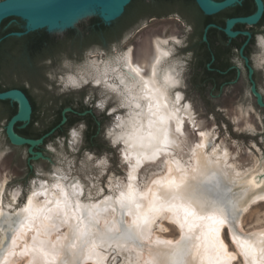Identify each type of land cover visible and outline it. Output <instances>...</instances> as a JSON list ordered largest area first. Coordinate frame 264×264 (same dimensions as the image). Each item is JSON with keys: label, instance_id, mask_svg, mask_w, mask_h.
<instances>
[{"label": "rangeland", "instance_id": "1", "mask_svg": "<svg viewBox=\"0 0 264 264\" xmlns=\"http://www.w3.org/2000/svg\"><path fill=\"white\" fill-rule=\"evenodd\" d=\"M184 13L185 18L173 13L162 18L135 20L125 29L115 32L111 38L105 35L94 36L90 25L96 15L86 14L70 27L48 32L52 43L44 50L46 56L30 55L17 50L10 61L2 63L0 85L25 86L36 104L37 112L32 130L38 131L48 125L60 103L61 108L68 107L69 104L79 106L81 103L77 99L82 98V106L90 112V115L79 117L74 123L63 124L51 131L30 150L28 145H15L8 139L6 125L11 108L6 103H0V184L2 179H6L0 194V239L3 238L0 242V259L11 250L10 254L13 255L8 257L10 260L5 259L8 260L5 264H25L27 257L25 253L20 254L21 243L10 245L17 229L18 211L24 206L33 187L40 182L52 183L56 176H64L66 183L80 180L83 184L82 199H92L95 202L114 194L127 183L129 167L122 158V146L120 143H113L108 134L110 129L117 128L118 118L126 112L119 104L117 93L106 89L110 91L106 94L101 91L102 85L81 83L65 87L61 82V76L71 75L78 66L86 62L103 63L110 58L114 60L130 48L134 64H140L144 54H147L149 64L153 59L152 40L167 39L172 50L166 61L175 63L180 73V83L175 91L182 95L180 104L188 103L193 112L192 123L185 120L180 147L173 150V154L187 163L190 158L189 148L198 142L199 133L204 132L207 135L206 154H210L215 148L218 152L224 150L227 154L225 164L234 170L236 168L238 173H241L239 170L245 172L259 164L264 168V21L245 24L244 30L254 34L247 46V55L237 49L230 51L229 62L235 67L233 79H225L216 87L210 83L198 86L195 78L198 74L193 67V59L199 55L195 52L198 26L194 16ZM118 25L119 21H115L112 31ZM143 73H148V65L143 67ZM101 104L103 108L99 107ZM93 121H96L97 135L91 144L86 131ZM74 130L76 137L72 135ZM206 160L212 163L204 167ZM216 161L214 155L205 159L200 169L202 177L191 178L189 182L202 199L215 201L226 208L228 223L222 227L221 236L229 251L239 257L231 237L233 234L247 237L254 229L264 226V200L251 203L246 211H240L241 203H245L251 195L250 188L241 185L240 180L226 176L221 163ZM162 162L160 157L155 163L142 164L136 172L137 186H142L158 175L162 171ZM14 192H17L15 199ZM114 217L118 229L124 230L127 225L132 224L125 209L118 210ZM152 225L150 232L157 239L164 238L173 245L181 239L178 226L166 217L157 216ZM49 227L51 231H47L48 235L41 237L47 242L55 241L65 231L64 225L59 228H53L52 225ZM95 227L100 230L101 223L97 222ZM106 232L107 229L104 234ZM32 233H27L28 239ZM105 238L109 244L99 248L100 262H104L102 264L134 263H128L125 250L117 249V240L108 239L106 235ZM118 243L130 245L132 242L120 240ZM142 243V248L135 247L133 243L131 246L141 251L148 248L152 255L157 251H172L147 241ZM80 244L76 253H71L64 246L55 264H67L70 261L77 264L78 254L82 250ZM157 258L161 263L168 261L167 257ZM90 259H84L81 263L98 264L94 258ZM232 264H243V258L240 257Z\"/></svg>", "mask_w": 264, "mask_h": 264}, {"label": "bare ground", "instance_id": "2", "mask_svg": "<svg viewBox=\"0 0 264 264\" xmlns=\"http://www.w3.org/2000/svg\"><path fill=\"white\" fill-rule=\"evenodd\" d=\"M92 9H94L93 5L89 4L79 13L92 11ZM117 13L118 11L115 14ZM70 20H68L64 24H59L49 27L64 26ZM230 24L231 26L235 25L233 24V22H230ZM173 39L176 40V38ZM152 48H153V59L149 64L147 63L148 61L147 54L143 55L140 64H137V62L136 64H134L133 63L134 61L132 59V52L130 48L122 52V54L116 57L114 60L105 61L103 63L93 61L88 64V68L86 69L85 72L87 76L92 78L94 84H100L105 89L117 93L119 104L122 107H124L126 111L124 115L122 116L120 115V117L118 118V122L116 124L117 128L110 129L108 134L113 143L115 144L120 143L122 146V151H121L122 158L128 163V167H129L127 183L123 184L119 188V190L114 194H111L109 196L107 195L103 199L96 202L91 201L92 199L91 200L82 199V195L80 193L81 191L83 193V184L81 183L80 180L77 179L71 182L68 181L69 183H66V181L64 180V176H56L52 183L40 182L37 186H34L31 192L29 193V195L27 196L24 206L21 207V209H19L18 211L19 216L17 220L18 222L17 229L14 233V236L12 235L13 238H15V243H13L12 241L10 245L13 246L15 244L21 243L22 252L20 254L25 253L27 257L25 264H33L32 249L34 243L38 244L40 241H44L49 251H52V246L55 245V253L53 254L52 257H50V259L53 261V264H55L56 261L58 260V256H60L59 254L61 253L62 249H64L63 248L64 246H67L68 250H70V252L73 253L78 249V246L81 243L73 236V227L76 225L77 221L72 215V213L71 212L69 213V216L67 217V223L64 222V218L58 217L56 214L55 211L56 201L57 200L61 201V205L63 206V201L65 199V197L61 195L60 190L53 187V185L57 183H59L60 186L64 189L68 199L72 202L73 206L75 205L76 201H79L81 205L86 206L80 210H77L76 214L83 215V223L81 227L86 226L88 228V231L94 234L95 252L92 254L91 258H94L95 263L98 264L104 263V262H100L101 259L99 258V252H100L99 248L106 247L109 244V241L105 238L104 230L113 228V226L117 228V224L115 221L116 218L114 217V213H116L120 209H125L126 214H128V218L130 222H133V220L137 218V214H139L141 218H143V216L146 215L150 221V224L148 228L145 230L144 241H147L149 244H152L159 248L171 250L169 246L163 243V242H167V240H165L164 238L163 239L155 238L151 234L150 230H151V226L153 227L152 223L157 216L166 217L172 222H174L175 217L172 215L171 212L155 210L151 193H148L147 191L148 188H152V190L155 191L156 186L153 185L151 181L155 179H159L162 176H165L167 172V168L162 166V171L160 173H157L158 175L153 176L152 178L150 177L151 179L145 182L142 186L140 187L137 186L136 172L142 164L148 162L146 157L151 155L152 149L149 148L147 145L141 147L139 142L132 140H129L128 143H125V140L128 139L127 133L131 131V127L133 123H135L137 126L142 124L144 125L145 128L147 127L150 104H151V110L153 112H156V117H153V119H157L160 116L165 117L166 126L169 130V136L170 139L172 140V144L168 149L169 154L167 156H161L162 160L167 159L169 161H173V160L179 161L182 167L185 166L188 167L189 179H191L193 177H202L200 175V169L201 166L203 165L204 160L209 159L211 155H214L215 159L221 163L226 176L235 180H240L241 185L250 188L251 195L249 196V198H247V201L245 203L243 202L241 203L240 211L243 212L244 210L246 211L247 207L251 203H253V200H255L256 197L264 196V183H262L261 180V178L264 177V168L259 166L260 165L259 164L257 167L253 166L247 171L245 170V172H242V170H239V172L241 171V173L236 172L235 171L236 168L234 170L233 168L225 164L227 156H225L224 150H220L218 152L216 148L215 149L212 148L213 150L211 151V153L206 154L205 146L207 141V135L204 132L203 133L205 135L203 137L200 136L201 132L199 133L198 142L189 148L190 158L187 163L183 162L178 157V155L173 154V150H177L180 147V136L184 135L183 132L184 122L185 120H189L192 123L193 112H191V108L188 103L186 104L184 103L183 105L180 104L182 95L180 92L175 91V87H177V85H179L180 83V79H179L180 77L178 75L180 73H178L179 69H177L175 63L171 61L170 62L166 61L172 50L168 40L162 38H155L152 40ZM164 53H168V55L165 56ZM262 61L264 62V55L262 57ZM145 65H148L147 74L143 73V67ZM129 69H140V73L138 76L134 72L130 74ZM82 72L83 71H80L79 76L69 75L67 77V83L73 86H78L80 85V83L86 82L87 78L83 75ZM133 76H136V78L133 79ZM97 80H99L100 83H97L96 82ZM166 80L167 83H165ZM73 81H75V83H73ZM121 81H123V84H121ZM144 82H147L149 87L148 89L142 91ZM156 89H159V92L156 91ZM144 95H146L147 98L141 99L140 97ZM177 96L180 97L178 101H177ZM128 97H133L135 98V100L130 102ZM137 102L140 103L141 105L140 109L135 108V103ZM165 102L167 103V108L163 106ZM157 105L160 106L159 109L157 108ZM176 109H179V111H176ZM137 112H139V116H137ZM169 116H171L172 118L168 119ZM178 127L180 129L179 132L176 131ZM118 137L120 138L118 139ZM12 139L14 143H18L20 141V139L15 136L12 137ZM197 144H201L202 147L196 148L195 153H193L192 149L195 148ZM138 160L141 161L140 166L137 165ZM198 161L200 165L199 170L195 173L191 172V168L197 167ZM172 167H173V175L178 176L179 174L175 172L176 165L172 164ZM129 176L132 177L131 181L129 180ZM4 179H2L3 181L0 184V194L3 185L5 184L6 179L5 180ZM129 183L132 184V188L136 196V203L140 205L139 209H136L133 206L131 213L129 212L128 206L121 208V206L116 202L121 192L127 193L129 191L128 189ZM255 184H260L261 186L259 188H256L254 186ZM73 186H75V189L73 188ZM33 192H37L40 194L33 196L32 195ZM74 192L75 194H73ZM16 193L17 192L13 193V199L16 198L15 197ZM30 197L32 203L29 205L28 201ZM257 201H262V200H256V202ZM25 206L29 207L30 210L29 212L22 211V209ZM88 207H91V210L94 214L91 220L88 218V211H87ZM47 208H52L53 211L51 213H48L47 211H40L41 209H47ZM45 216H51V219H45ZM97 222L101 223L100 230H98L95 227V224ZM50 225H52L53 228H59L62 225L65 226V231L60 235V237L57 236V238L54 239L55 241L53 242H47L41 238L42 236H45L47 234L48 230H50L49 227ZM178 228L180 229L179 226ZM31 231L33 233L30 235V238L28 239L27 233H30ZM180 231L182 236V230L180 229ZM252 233L255 234L254 238L256 240L264 238L261 237V233H264V226L254 229ZM220 236H221V230H220ZM33 238H35V240ZM2 239H0V242ZM157 241L161 243H157ZM73 244L76 245L75 248L71 247V245ZM131 244L130 245L119 244L118 241L115 243L118 250L121 251L125 250L127 252L128 263L134 261L133 264H150L154 256L150 254L151 251L149 252L148 248L144 249L143 251L137 250L138 248L135 249L133 246H131ZM121 245L123 247H121ZM236 249L240 253V249L237 247V245H236ZM10 252H6V255L0 259V264H5L8 261L5 260L6 258L10 260V258H8L11 255ZM229 252L234 255H237L234 252L231 251ZM12 256L13 255H11V257ZM78 256L79 257L77 264H82L81 262L84 259L87 260L84 250H81ZM156 259H157V264H168V261L166 263H161L158 258ZM67 264H76V263L70 261Z\"/></svg>", "mask_w": 264, "mask_h": 264}, {"label": "snow or ice", "instance_id": "3", "mask_svg": "<svg viewBox=\"0 0 264 264\" xmlns=\"http://www.w3.org/2000/svg\"><path fill=\"white\" fill-rule=\"evenodd\" d=\"M165 56L168 53H164ZM136 73L138 76L140 69H129V73ZM136 76H133L135 79ZM100 83L99 80L96 81ZM75 83V81H73ZM167 83V80L165 81ZM123 84V81H121ZM147 82L143 83L142 91L148 89ZM115 90V89H113ZM159 92V89H156ZM141 99H146L147 96H141ZM129 101L135 100L133 97H128ZM180 99L177 96V101ZM167 108V103L163 105ZM103 108V104L99 105ZM140 103H135V108L140 109ZM159 105L157 108L159 109ZM179 111V109H176ZM139 116V112H137ZM156 112L151 110V104L149 105V119L148 125L145 128L144 125L137 126L135 123L132 124L131 131L127 133L129 140L139 142L141 147L147 145L152 149L150 156L146 157L148 162L155 163L161 156H167L168 149L172 144V140L169 136V130L166 126L165 117L160 116L157 119ZM172 117L169 116L168 119ZM177 132L180 131L179 127L176 129ZM73 137L77 136L75 130L72 132ZM205 134L200 133L203 137ZM120 137H118L119 139ZM202 147L201 144H197L195 148L192 149L195 153L196 148ZM227 154L225 153V156ZM127 158V157H126ZM217 163L219 161H216ZM212 161L206 160L204 162V167L211 164ZM172 164H175V172L179 175H173ZM137 165H141V161H137ZM163 167L167 168L165 176L159 179L152 180L151 183L156 186L155 191L152 188H148V193H151L153 198V205L157 211H168L171 212L175 217L174 222L182 230L181 240L177 241L174 245L171 241L163 242L169 246L172 251L168 253H162L157 251L153 256L150 264H157V257H167L168 264H232V262L237 261L240 257L243 258V264H264V238L256 240L254 238V233H249L247 237L237 236L235 234L231 237V242L236 244L240 249L239 257L228 251V245L220 236L221 228L228 223V212L224 206L217 204L215 201H208L202 199L197 192V189L189 182V169L188 167H182L179 161H169L167 159L162 162ZM199 161L197 162V167L191 168V172L195 173L199 170ZM132 177L129 176L131 181ZM194 179V177H193ZM262 183H264V177L261 178ZM259 188L260 184L254 185ZM54 188L60 190L62 196L65 197L63 201V206L61 201L57 200L55 204V211L58 217L64 218V222L67 223V217L71 212L77 223L73 227V236L75 239L81 242L82 250L85 251L86 258L90 259L92 254L95 252L94 244V234L88 231V228L81 227L83 223V215H77V210H80L86 206H83L76 201L75 205L68 199L67 194L59 183L53 185ZM75 189V186H73ZM129 191L127 193L121 192L116 202L124 208L128 206L129 212L131 213L132 207L136 209L140 208V205L136 203V196L132 188V184L128 185ZM40 193L33 192V196L39 195ZM75 194V192L73 193ZM83 194L82 191L80 193ZM143 195V194H142ZM256 200H264V196L256 197ZM32 203L31 197L29 198L28 204ZM22 211L29 212V207L25 206ZM40 211H47L51 213L52 208L41 209ZM88 218L91 220L93 218V212L91 207L87 208ZM45 219H51V216H45ZM150 221L145 215L143 218L137 214V218L133 220L131 225H127L124 230L115 228H110L104 234L108 239H115L118 242L124 240L126 243L131 241L135 247L142 248L143 241L145 239V230L148 228ZM261 237H264V233H261ZM35 240V238H33ZM139 241L141 243L137 244ZM13 243H15V238H13ZM157 243H161L157 241ZM71 247L75 248L76 245L73 244ZM121 247H123L121 245ZM33 264H53L50 257L55 253V245L52 246V251L48 250L46 243L40 241L38 244L34 243L33 249ZM151 254V253H150Z\"/></svg>", "mask_w": 264, "mask_h": 264}, {"label": "trees", "instance_id": "4", "mask_svg": "<svg viewBox=\"0 0 264 264\" xmlns=\"http://www.w3.org/2000/svg\"><path fill=\"white\" fill-rule=\"evenodd\" d=\"M184 3L190 9V14L194 16L197 26H198V43L197 48L195 49L196 53H200V57L197 56L193 59V67L195 73L198 74L197 85L204 86L208 83L212 84L213 87H216L217 84L226 78L233 79L235 77V69L229 68V54L232 49L240 50L242 47V51L245 55H247V46L250 43L249 38L245 43L247 37L245 35H236L234 37L229 38L222 30L225 25V20L229 17L234 16H247L252 14L256 5L254 0H240L239 3L228 7L220 12H217L213 15H205L201 12V10L197 7L194 0H183ZM264 2V0H263ZM196 9V10H195ZM145 10L140 6L139 0H131L126 6L123 12V20L127 22V27L133 22V20L138 17L144 15ZM185 15L183 13L180 14ZM12 19H14V23H9ZM96 19V18H95ZM264 20V13L261 16L260 20ZM93 20V19H92ZM209 24H213V26H208ZM245 24L236 23L234 25V29L244 30ZM23 22L19 18L7 17L1 21L0 24V36L2 40L0 41V71L2 69V63L4 61H10V57L17 51L21 52L30 49L32 55H41L46 56L44 54V50L51 44V36L44 29L36 30L24 34L20 37L16 36H6L7 33L12 31H23ZM245 43V44H244ZM10 49L14 51L9 52ZM30 70V69H29ZM31 71V70H30ZM32 72V71H31ZM18 86L29 98V95L26 93V88L23 85H0V91L6 90L9 87ZM32 109V118L34 121L36 115V104L34 100H30ZM0 103H6L10 106L9 117L13 115L16 111V104L14 102H10L9 100H0ZM69 112H60L58 116L53 119L44 129V132L48 133L52 129H58L63 124H71L76 121V119L69 122L67 115ZM65 116V121L61 123L62 118ZM52 130V131H53ZM96 130L95 121H93L90 125V133ZM18 132V133H17ZM17 134L26 137V131L23 129H18ZM42 135L36 134L35 138H39Z\"/></svg>", "mask_w": 264, "mask_h": 264}, {"label": "water", "instance_id": "5", "mask_svg": "<svg viewBox=\"0 0 264 264\" xmlns=\"http://www.w3.org/2000/svg\"><path fill=\"white\" fill-rule=\"evenodd\" d=\"M130 1L131 0H0V24L1 21L7 17L19 18L23 22V28H24L23 31H12L7 33L6 36L20 37L24 34L40 29H44L45 31L49 32V31L61 30L66 27H70L73 24V22H75L78 18L86 14L94 13L96 17H98L104 23H110L111 21L118 18L124 12L125 6ZM194 1L197 7L205 15H213L217 12H220L221 10H224L240 2V0H194ZM254 2L256 5V9L252 14L247 16L229 17L225 20V25L222 28V30L229 38L239 34L245 35L247 37L245 41L246 43L247 40L251 37V33L247 30L233 29V26H231L230 22H233V24L236 23L250 24V25L256 24L260 20L263 14L264 3L263 0H254ZM89 4H92L94 7L92 11L79 13ZM117 11L118 13L115 14ZM68 20L70 21L64 26L49 27V26L64 24ZM11 21H14V19H12ZM208 26H213V24H209ZM1 40L2 37L0 36V41ZM242 47L240 48L241 52H242ZM112 59L113 58H110L109 60ZM245 61H246V65L248 66L246 59ZM87 66H88L87 62L84 65L78 66L76 68V71L71 75L79 76L80 71H83L82 72L83 75L87 78L86 82L90 80L91 85H95V86L100 85V84H93L92 78L87 76V74L85 73ZM248 68L251 73L252 71L249 66ZM69 75L70 74H67L65 76H61L60 78L61 82L64 83L65 87H68L69 85L67 83V77ZM253 90H254V85H253ZM101 91H104L106 94L110 92L106 90L103 86H101ZM0 100H9L10 102H14L16 104V111L13 115L9 117L6 125V135L12 144L15 145L25 144L29 146L30 150H32L34 145L42 142L43 138L53 130L52 129L50 132L45 133L43 136L35 139L23 137L17 134L13 129L15 123L27 122L30 118L32 109L29 99L21 89L9 88L0 91ZM19 103L21 104V107ZM70 110L71 109L69 107H66L63 110V112ZM64 121H65V116L62 118L61 123ZM14 136L20 139L18 143H14L12 139V137Z\"/></svg>", "mask_w": 264, "mask_h": 264}, {"label": "flooded vegetation", "instance_id": "6", "mask_svg": "<svg viewBox=\"0 0 264 264\" xmlns=\"http://www.w3.org/2000/svg\"><path fill=\"white\" fill-rule=\"evenodd\" d=\"M139 1H140V6L143 8V10H145V13H144V15L138 17L135 20H141V19L149 20V19H153V18H162V17L170 16L173 13H178L180 15L181 13L185 14L184 12H186V13L190 14V9L184 3L183 0H139ZM263 13H264V11H263ZM122 16H123V13L118 18H116L115 20L111 21L110 23H104L98 17H94L93 20H91V25H90V27L92 28V31H93L92 34L94 36L105 35L106 37L111 38L115 34V32L117 33L120 30H123V29H125L127 27V22L123 20ZM180 17L185 18V15H182V16L180 15ZM135 20H133V21H135ZM115 21H119V25L117 26L115 31L114 30L112 31V26H113ZM263 21L264 20L261 19L257 23L263 22ZM250 33H251V37H252L254 34L252 32H250ZM77 40H78V38H77ZM51 43H52V39H51ZM12 51H14V50L13 49L9 50V52H12ZM30 51H31L30 49H27L25 52H27L28 54L32 55V52H30ZM196 54H199L197 56V58H199L200 57V53L197 52ZM229 68H234L235 69V67H232L231 65H230ZM226 79H228V78H226ZM82 83L83 84H81V83L80 84L84 85V84L91 83V82L89 80L88 82H85V83L82 82ZM9 88H18V89H20L18 86H12V87H9ZM26 93L29 95L28 99L31 100L32 97L29 94L27 89H26ZM77 101H79L81 103V105H79V106L78 105H74V104H69L68 105V107L71 109L70 111H66V112H69V114L67 115V118H68L69 122H71L74 119H78L79 117L90 115L89 114L90 112L88 111V109H84V107L82 106V98H78ZM59 105L60 106L56 110L53 119H55L58 116L59 111L63 112V110L67 107V106H64V107L61 108V103ZM31 115H32V111H31V114H30V118H29V120L27 122H17L13 126V129H14L15 132H17L18 129H23V130L26 131V137L27 138L35 139V135L36 134L40 133L43 136L46 133V132H44V129L46 128L47 125L42 127L38 131L32 130L31 127H32L34 122H33V118H32ZM95 124H96V121H95ZM89 133H90V128H89V130L86 131V135L88 134L87 135L88 141H89V143L92 144L91 141L97 135V126H96V130L95 131H93L91 134H89Z\"/></svg>", "mask_w": 264, "mask_h": 264}]
</instances>
